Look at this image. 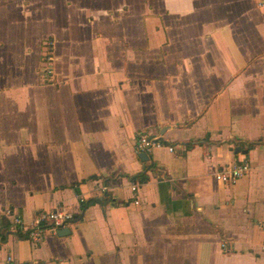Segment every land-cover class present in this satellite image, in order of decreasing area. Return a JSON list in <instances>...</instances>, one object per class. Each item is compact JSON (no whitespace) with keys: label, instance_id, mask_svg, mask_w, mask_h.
<instances>
[{"label":"crops","instance_id":"crops-1","mask_svg":"<svg viewBox=\"0 0 264 264\" xmlns=\"http://www.w3.org/2000/svg\"><path fill=\"white\" fill-rule=\"evenodd\" d=\"M3 222L0 264H264V0H0Z\"/></svg>","mask_w":264,"mask_h":264},{"label":"built area","instance_id":"built-area-1","mask_svg":"<svg viewBox=\"0 0 264 264\" xmlns=\"http://www.w3.org/2000/svg\"><path fill=\"white\" fill-rule=\"evenodd\" d=\"M51 59L47 56V60ZM49 62L46 64L45 72L49 73ZM156 147H166L172 151L173 147L166 144L165 141L146 131L139 132L136 135L134 142V150L137 153H149ZM250 163L246 160H241L235 164L227 165L221 170L215 172V178L225 184L233 183L238 178L246 175L250 170ZM132 190H136V184L131 185ZM107 186L102 185L100 191H106ZM84 201V199H80ZM137 202V200H135ZM4 214L12 219V224L18 225L26 234V237L33 243L41 242L48 233L56 234L61 228L68 227L73 219V212L63 206H56L49 210H40L33 217L32 221L27 226H22L21 218L13 213L11 209H6ZM224 246V244H222ZM3 264H19L11 253L5 255Z\"/></svg>","mask_w":264,"mask_h":264},{"label":"trees","instance_id":"trees-1","mask_svg":"<svg viewBox=\"0 0 264 264\" xmlns=\"http://www.w3.org/2000/svg\"><path fill=\"white\" fill-rule=\"evenodd\" d=\"M139 177H142V176H139ZM136 178V177H135ZM133 179H134V177H133ZM142 179V178H141ZM109 202V201H111V197L109 196V193H105V196H103V197H101V198H94V199H89V200H84V201H82L81 202V208H84L87 204H89V203H91V202H100V203H102V202ZM75 217V216H74ZM10 225H8V224H6V222H3V225L1 226V229H0V231L2 230V231H7L8 230V227H9ZM19 231H20V229H19ZM21 236H25V233H24V235L22 234Z\"/></svg>","mask_w":264,"mask_h":264},{"label":"water","instance_id":"water-1","mask_svg":"<svg viewBox=\"0 0 264 264\" xmlns=\"http://www.w3.org/2000/svg\"><path fill=\"white\" fill-rule=\"evenodd\" d=\"M138 156H139V158H140L141 160H147V159H148V156H147L146 153H144V152H140V153L138 154ZM69 232H70L69 227H64V228L59 229V230L57 231V234H58V235H64V234H68Z\"/></svg>","mask_w":264,"mask_h":264}]
</instances>
